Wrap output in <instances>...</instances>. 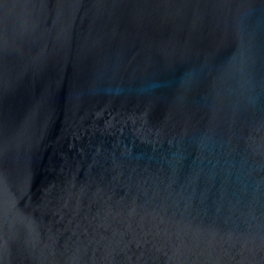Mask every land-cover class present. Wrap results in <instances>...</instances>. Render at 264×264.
<instances>
[{
  "label": "water",
  "instance_id": "95a60500",
  "mask_svg": "<svg viewBox=\"0 0 264 264\" xmlns=\"http://www.w3.org/2000/svg\"><path fill=\"white\" fill-rule=\"evenodd\" d=\"M0 264H264V0H0Z\"/></svg>",
  "mask_w": 264,
  "mask_h": 264
}]
</instances>
